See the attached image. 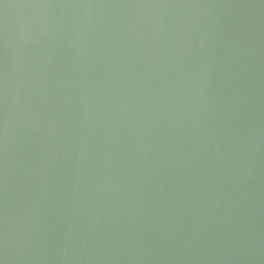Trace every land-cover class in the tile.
<instances>
[{"label": "water", "instance_id": "95a60500", "mask_svg": "<svg viewBox=\"0 0 264 264\" xmlns=\"http://www.w3.org/2000/svg\"><path fill=\"white\" fill-rule=\"evenodd\" d=\"M0 264H264V0H0Z\"/></svg>", "mask_w": 264, "mask_h": 264}]
</instances>
